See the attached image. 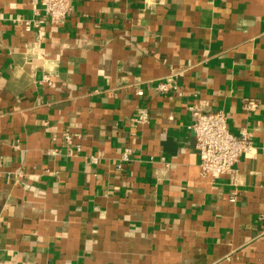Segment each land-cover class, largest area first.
<instances>
[{
  "label": "crops",
  "instance_id": "1",
  "mask_svg": "<svg viewBox=\"0 0 264 264\" xmlns=\"http://www.w3.org/2000/svg\"><path fill=\"white\" fill-rule=\"evenodd\" d=\"M191 106L251 132L235 185ZM0 264H264V0H0Z\"/></svg>",
  "mask_w": 264,
  "mask_h": 264
},
{
  "label": "built area",
  "instance_id": "2",
  "mask_svg": "<svg viewBox=\"0 0 264 264\" xmlns=\"http://www.w3.org/2000/svg\"><path fill=\"white\" fill-rule=\"evenodd\" d=\"M41 3L45 16L49 17L53 24L63 23L71 10V0H41ZM42 23H44L42 17L37 20L28 19L25 27L30 30ZM156 89L160 91L178 90L179 86L173 77L169 76L166 80L160 81ZM136 94L140 97L144 91L138 89ZM190 109L193 122L189 128L195 133L196 147L200 154L201 175L216 177L227 174L231 177L232 184L235 185L237 181L235 164L241 157L252 155L254 146L251 141V132L244 127L239 133H233L229 129L227 116L223 110L207 111L198 106H191ZM134 120L146 123L149 120V113L142 110ZM67 139L70 140V136H67ZM98 160L96 155L89 156L91 163H98ZM18 176H22V173H18ZM230 200H236V191L232 192Z\"/></svg>",
  "mask_w": 264,
  "mask_h": 264
}]
</instances>
